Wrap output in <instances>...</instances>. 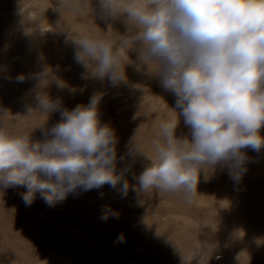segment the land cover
<instances>
[{"label": "rangeland", "instance_id": "1", "mask_svg": "<svg viewBox=\"0 0 264 264\" xmlns=\"http://www.w3.org/2000/svg\"><path fill=\"white\" fill-rule=\"evenodd\" d=\"M135 34L123 17L102 15L98 0H0L3 126L42 142L51 138L45 130L59 122L60 112L28 115L37 91L69 110L101 94V122L116 130V168L130 186L123 198L108 185L78 189L53 206L40 193L26 206L23 186L0 188V264H264V148L243 150L249 159L239 182L217 165L213 171L205 166L207 178L202 171L197 192L187 197L182 191L132 190L138 188L134 176L151 161L128 155L129 147L134 144L154 159L161 123L175 121L180 111L176 97L152 72L156 63L148 67L139 59V43H131ZM125 35L129 50L120 48L118 66L127 82L114 87L107 76L93 77L77 63L71 38H103L115 50ZM45 71L56 79L43 81L49 84L41 89L37 77ZM20 75L23 82L16 79ZM175 135L191 139L183 116L178 115ZM121 234L123 242L117 240Z\"/></svg>", "mask_w": 264, "mask_h": 264}, {"label": "clouds", "instance_id": "2", "mask_svg": "<svg viewBox=\"0 0 264 264\" xmlns=\"http://www.w3.org/2000/svg\"><path fill=\"white\" fill-rule=\"evenodd\" d=\"M98 2L102 15L123 17L127 31H135L131 43H139V59L148 67L149 62L156 63L152 72L176 97L175 107L180 110L178 114L173 109L175 121L161 123L159 138L153 140L154 159L134 144L129 147L128 155L143 154L151 161L134 176L138 188L134 185L132 190L182 191L187 197L197 192L202 171L207 178L205 166L213 171L217 165L226 167L230 178L239 182L249 159L243 150L264 148L260 134L264 126V0ZM71 39L77 63L93 77L107 76L114 87L127 82L118 66L120 48L129 50L127 35L115 50L103 38ZM51 76L47 71L39 74L41 89L56 79ZM24 78L16 79L23 82ZM45 80H49L46 85ZM56 82L63 87L62 81ZM101 99V94H93L87 104L69 110L59 99L37 91L36 107L29 106L28 115L38 112L48 117L60 112L59 122L45 130L51 138L42 142H34L30 133L12 134L0 121V188L25 187L21 198L26 206L36 193L53 206L78 189L86 192L105 185L126 197L129 182L116 168L119 140L116 130L101 122ZM178 115L190 128V140L175 135ZM4 116L5 110L0 109V117ZM123 239L122 234L117 237L119 242Z\"/></svg>", "mask_w": 264, "mask_h": 264}]
</instances>
